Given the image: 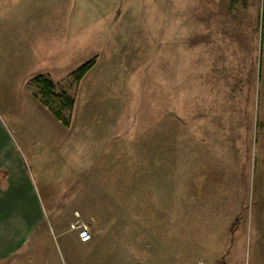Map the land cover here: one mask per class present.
Masks as SVG:
<instances>
[{
  "label": "rangeland",
  "instance_id": "374dc122",
  "mask_svg": "<svg viewBox=\"0 0 264 264\" xmlns=\"http://www.w3.org/2000/svg\"><path fill=\"white\" fill-rule=\"evenodd\" d=\"M35 3L55 25L35 48H51L0 36V125L41 200L36 263L88 264L71 226L94 238L134 213L169 220L188 264H264V0ZM39 73L74 97L69 127L36 100Z\"/></svg>",
  "mask_w": 264,
  "mask_h": 264
},
{
  "label": "crops",
  "instance_id": "0c3cea01",
  "mask_svg": "<svg viewBox=\"0 0 264 264\" xmlns=\"http://www.w3.org/2000/svg\"><path fill=\"white\" fill-rule=\"evenodd\" d=\"M1 3L4 9L2 7L0 13V36L7 34L5 37L9 36L10 41L13 39V42L19 43L20 51L29 55L31 52L42 51L43 46L51 48L50 41H43L39 48H35V31L55 26L52 22H43L46 12L43 8L40 9L35 3L36 6L29 12L28 0H3ZM23 77H28V74L24 73ZM6 135L5 128L0 125V264H38L36 259L43 263L44 259L38 258L43 254L42 249L30 245L43 221L41 200L23 158L14 150L10 138L7 141ZM150 214L154 216L151 211L145 216L151 218ZM141 218V214L135 216L133 213L128 219L133 222L130 229L127 221H123V213L118 219L111 218L108 223L105 221L107 225L104 223L97 228L98 231L90 241L88 249L92 250V255L88 264H188V255L181 247L178 253L177 249H171L172 243L166 235L169 220H164L162 229L157 230L158 221L152 226L150 219L145 222ZM121 220L122 223H117ZM183 235H187L186 226ZM96 245L97 249L93 252L91 247ZM100 245L102 247L99 249ZM75 259L74 256L72 264H76ZM207 260L211 262L209 258Z\"/></svg>",
  "mask_w": 264,
  "mask_h": 264
},
{
  "label": "trees",
  "instance_id": "16d2710c",
  "mask_svg": "<svg viewBox=\"0 0 264 264\" xmlns=\"http://www.w3.org/2000/svg\"><path fill=\"white\" fill-rule=\"evenodd\" d=\"M264 42V35L262 37ZM95 66V61L89 62L78 69L73 75L71 84L79 85L84 77ZM31 84L37 89V100L53 117L64 126H70V118L76 101L68 90H60L54 81L46 74L39 73L32 77Z\"/></svg>",
  "mask_w": 264,
  "mask_h": 264
},
{
  "label": "built area",
  "instance_id": "2783aa9c",
  "mask_svg": "<svg viewBox=\"0 0 264 264\" xmlns=\"http://www.w3.org/2000/svg\"><path fill=\"white\" fill-rule=\"evenodd\" d=\"M71 227L73 230L77 231L78 237L81 242L88 243L92 241L93 234L90 227L87 224L81 221H77V223L73 224ZM195 264H206V263L203 260H199Z\"/></svg>",
  "mask_w": 264,
  "mask_h": 264
}]
</instances>
